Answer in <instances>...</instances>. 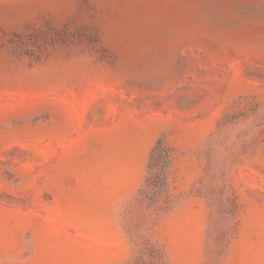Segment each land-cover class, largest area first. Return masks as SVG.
I'll return each mask as SVG.
<instances>
[{"label": "rangeland", "instance_id": "374dc122", "mask_svg": "<svg viewBox=\"0 0 264 264\" xmlns=\"http://www.w3.org/2000/svg\"><path fill=\"white\" fill-rule=\"evenodd\" d=\"M0 264H264V0H0Z\"/></svg>", "mask_w": 264, "mask_h": 264}, {"label": "trees", "instance_id": "16d2710c", "mask_svg": "<svg viewBox=\"0 0 264 264\" xmlns=\"http://www.w3.org/2000/svg\"><path fill=\"white\" fill-rule=\"evenodd\" d=\"M162 148H163V143H162L161 140H159V141L156 143V145H155L153 151L151 152L152 155H153L154 153H156V151H158L159 149H162ZM166 151H167V150H166Z\"/></svg>", "mask_w": 264, "mask_h": 264}]
</instances>
